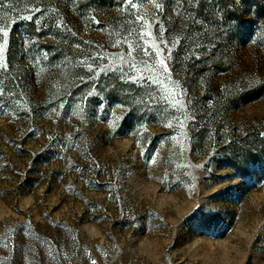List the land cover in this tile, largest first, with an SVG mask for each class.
I'll return each instance as SVG.
<instances>
[{
	"label": "rangeland",
	"instance_id": "obj_1",
	"mask_svg": "<svg viewBox=\"0 0 264 264\" xmlns=\"http://www.w3.org/2000/svg\"><path fill=\"white\" fill-rule=\"evenodd\" d=\"M0 45V264H264V0H0Z\"/></svg>",
	"mask_w": 264,
	"mask_h": 264
},
{
	"label": "snow or ice",
	"instance_id": "obj_2",
	"mask_svg": "<svg viewBox=\"0 0 264 264\" xmlns=\"http://www.w3.org/2000/svg\"><path fill=\"white\" fill-rule=\"evenodd\" d=\"M129 3L132 2V0H128ZM160 5H157V8L159 9ZM8 33L6 31L3 32V36L4 37H7ZM3 53V45H0V54ZM161 64L163 65V71L164 72H167L168 71V67H167V64L164 62V61H161ZM2 66V65H0ZM93 264H96L95 261H93Z\"/></svg>",
	"mask_w": 264,
	"mask_h": 264
}]
</instances>
